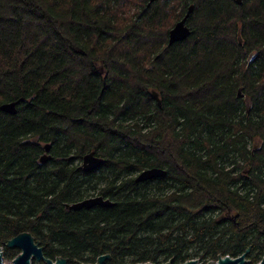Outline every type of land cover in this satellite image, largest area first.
Returning a JSON list of instances; mask_svg holds the SVG:
<instances>
[{"label": "trees", "instance_id": "obj_1", "mask_svg": "<svg viewBox=\"0 0 264 264\" xmlns=\"http://www.w3.org/2000/svg\"><path fill=\"white\" fill-rule=\"evenodd\" d=\"M189 5L190 35L168 45ZM20 98L0 110L5 259L29 232L67 264L216 261L249 246L260 261L264 0H0V105ZM91 151L104 163L84 173ZM153 167L166 174L135 181ZM96 195L114 205L65 208Z\"/></svg>", "mask_w": 264, "mask_h": 264}, {"label": "water", "instance_id": "obj_2", "mask_svg": "<svg viewBox=\"0 0 264 264\" xmlns=\"http://www.w3.org/2000/svg\"><path fill=\"white\" fill-rule=\"evenodd\" d=\"M155 0H149L153 2ZM237 4H241L242 0H234ZM193 11V6L189 5L184 16L175 22V24L168 31V45H171L174 42H179L185 40L191 33L189 27L187 26V19L189 15ZM239 98L242 97L240 90H238ZM153 97L157 100V103L160 104V100L158 99L157 93H153ZM23 101L22 98L16 101L3 103L0 105V110L8 113L15 114L16 105ZM51 145L46 143L43 145V154L40 156L39 162L44 163L50 160L51 155H47V151L50 149ZM104 163V159L102 157L97 156L93 151L85 154L82 157V162L80 165V169L84 173H88L92 170H96L101 167ZM166 174L165 170L157 167L149 168L141 171L135 178L136 182H144L154 178H161ZM114 203L109 199H105L102 196H94L83 199L81 201L66 204L65 208L67 210H80L83 208L90 209L94 206H102V207H111ZM6 248H15L19 252L18 254L10 260V262H6L3 249L0 246V264H38L40 261H43L45 264H67V259L62 257H55L53 260L46 258L43 254V247L40 246L39 242L35 241L33 236L29 232H21L11 239L7 240L4 244ZM251 246L246 248V250L237 257H230L228 255L221 256L218 255L216 261H208L207 264H248L249 260H247V255L250 252ZM111 256L109 254H103L97 257L95 263L93 264H104L105 261L110 260ZM34 261V263L32 262ZM85 264V263H79ZM140 264H152L149 262L140 263ZM164 264H170V262H166ZM182 264H197L196 260L190 259L185 261ZM257 264H264V255L260 259Z\"/></svg>", "mask_w": 264, "mask_h": 264}, {"label": "rangeland", "instance_id": "obj_3", "mask_svg": "<svg viewBox=\"0 0 264 264\" xmlns=\"http://www.w3.org/2000/svg\"><path fill=\"white\" fill-rule=\"evenodd\" d=\"M239 43H241V40L239 39ZM250 58V57H249ZM241 92V91H240ZM241 94H242V92H241ZM237 95H238V91H237ZM238 97V96H237ZM242 97H243V94H242ZM241 97V98H242ZM247 103V102H246ZM247 105H248V103H247ZM253 145L254 146H256V145H260V143L259 142H255V143H253ZM222 217H228V218H230V219H232L233 217H234V213H230V212H224L223 214H222ZM264 255V254H263ZM262 258V257H261ZM190 259H193V260H196V262H197V264H207V262L208 261H210V260H207V259H202L201 258V256H194L193 258H189L188 260H190ZM247 259V258H246ZM248 260V259H247ZM5 261L8 263V262H10V260H7V259H5ZM33 263H34V261H32ZM166 262H170V264H172V260H167ZM165 262V263H166ZM38 264H45L43 261H40Z\"/></svg>", "mask_w": 264, "mask_h": 264}, {"label": "flooded vegetation", "instance_id": "obj_4", "mask_svg": "<svg viewBox=\"0 0 264 264\" xmlns=\"http://www.w3.org/2000/svg\"><path fill=\"white\" fill-rule=\"evenodd\" d=\"M43 145H44V144H43ZM43 145H42V153H41V155H42L43 152H44V150H43ZM50 148H51V147H50ZM94 153H95V152H94ZM41 155H40V156H41ZM47 155H51V154H50V149L47 151ZM51 157H52V155H51ZM39 159H40V157H39ZM51 160H52V158H51L50 160L44 162V163H40L39 161H38V162H39L40 165H41V164L43 165V164H46L47 162H49V161H51ZM69 160H71V157L67 158V161H69ZM80 163H81V162H80ZM80 163H79V166H80ZM80 170H81V169H80ZM250 249H251V248H250Z\"/></svg>", "mask_w": 264, "mask_h": 264}, {"label": "bare ground", "instance_id": "obj_5", "mask_svg": "<svg viewBox=\"0 0 264 264\" xmlns=\"http://www.w3.org/2000/svg\"><path fill=\"white\" fill-rule=\"evenodd\" d=\"M153 93H155V92H153ZM153 93H152V95H153ZM158 96V95H157ZM87 154V153H86ZM81 162H82V159H81ZM80 165H81V163H80ZM79 169H80V166H79ZM139 174V173H138ZM137 174V175H138ZM136 178V177H135ZM96 196H99V195H96ZM92 197H94V196H92ZM87 198H89V197H87ZM84 199H86V198H84ZM75 203V202H74ZM66 205V204H65ZM248 248V247H247ZM246 250V249H245ZM241 255V254H240Z\"/></svg>", "mask_w": 264, "mask_h": 264}]
</instances>
